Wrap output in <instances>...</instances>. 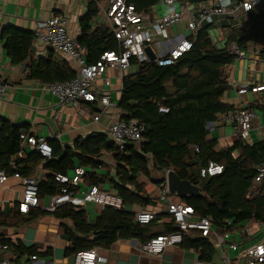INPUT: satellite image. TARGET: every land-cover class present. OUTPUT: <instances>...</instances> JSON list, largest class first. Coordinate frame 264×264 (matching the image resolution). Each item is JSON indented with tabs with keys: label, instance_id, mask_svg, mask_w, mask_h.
<instances>
[{
	"label": "trees",
	"instance_id": "obj_1",
	"mask_svg": "<svg viewBox=\"0 0 264 264\" xmlns=\"http://www.w3.org/2000/svg\"><path fill=\"white\" fill-rule=\"evenodd\" d=\"M126 1L137 12L146 14L161 3V0ZM181 1L199 5L207 0ZM98 2L93 1L87 6V12L79 22L80 35L76 38L85 52L87 64H94L104 53L118 52V43L111 31L95 26L99 19ZM245 25L243 28L231 27L224 46L217 48L210 39L208 27L202 24L194 35L187 37L192 43L191 50L173 66L159 68L153 63H145L135 73L122 78L117 108L120 119L134 120L144 127L143 141L138 146L130 144L117 148L107 142L104 134L77 138L71 147L65 148L55 140H46L52 154L45 160L36 151L29 152L20 147L21 135L28 134L27 126L14 125L0 117V171L9 177L18 174L20 178H32L37 167L42 165L47 175L39 180V199L59 193L61 186L55 182V175L67 176L68 172L81 167L87 170L82 178L85 186H98L108 181L122 201L120 210L105 208L93 223L88 222L83 209L71 205H63L51 213L55 219L71 223V227L63 226L64 237L69 242L66 256L92 249L107 250L117 241L136 240L143 245L154 237L175 231L166 214L156 215L152 222L142 225L135 220L134 213L124 209L153 205L144 187L137 182L138 176L152 180L151 169L171 171L179 180L198 188L197 197L180 198V202L191 207L195 216L210 217L213 228L221 232H230L249 221H264V182L254 197H248L254 169L264 163V138L252 144L238 138L230 147L221 149L217 148L215 140L207 138L206 130L208 123L235 108L223 101L229 90L222 77L223 69L235 61V55L230 52L231 45H236L242 52L264 46V0L247 16ZM0 41H4L5 55L12 65H25L28 80L49 84L75 78L73 68L54 50H48L45 58H36L32 32L14 26L0 27ZM248 108L264 114L263 106L251 104ZM190 148L198 150L191 160ZM21 152L22 157H18ZM103 154L111 157L113 174L107 169L103 176L90 173L105 167L96 161ZM209 163L221 166L222 173L201 178V169ZM69 189L74 194L78 191L77 187ZM46 214L39 209L21 214L17 205L9 213L0 212V226L22 225ZM191 236L193 238L183 239L181 248L200 251V261L209 264L215 254L214 248L198 233ZM0 246L8 247L17 256L16 264L24 255L37 258L49 254L1 238Z\"/></svg>",
	"mask_w": 264,
	"mask_h": 264
},
{
	"label": "crops",
	"instance_id": "obj_2",
	"mask_svg": "<svg viewBox=\"0 0 264 264\" xmlns=\"http://www.w3.org/2000/svg\"><path fill=\"white\" fill-rule=\"evenodd\" d=\"M93 1H99L98 5L103 3L102 0H0V27L14 26L34 33L35 22L38 20L47 19L52 15H61L67 21L68 34L76 40L80 35L79 22L86 14L87 6ZM245 1L250 0H207L199 5L179 3L171 8H166L159 4L153 7L149 14L161 15L169 11L184 10L189 11L191 14L194 10L211 4L231 9ZM236 16V19L212 16L203 23V26L208 27L210 39L217 48L224 46L231 27L243 28L244 24H246L247 14L238 11ZM98 21L96 22V27L99 25L105 27L102 24H98ZM106 28L109 29L108 27ZM189 35L190 31L186 29V20H184L182 25L171 27L163 33L156 42L166 41L169 44L182 37L187 38ZM3 46L4 41H0V81L7 85L6 94L0 100L1 118L14 125L27 126L30 136L45 140H55L62 148L71 147L75 139L86 138L91 134H104L107 137L108 126L115 118L121 116L117 104L120 99L122 78L136 72L137 69L134 65H131L123 73L110 69L106 71L104 77L110 81V85L108 87H100V89L109 96L113 106L107 110L98 122H94L93 115L97 111L95 103L79 102L78 107L75 109L70 105L60 106L54 96L41 90L40 84L27 79L24 64L12 65L10 63V60L5 55ZM33 46L36 51V58H45L48 50H53L49 46H43L37 42H34ZM261 48H264V46L247 50L255 52L254 54L245 51L244 58L234 61L223 69L222 77L229 86V90L223 96L224 103L237 107L238 101L241 100L236 97L238 87L243 85H264V50ZM62 58L68 62L63 56ZM243 100V103L246 102L245 106L247 107L251 104L264 107V93L249 95ZM251 111L255 113L256 119L253 123L249 144L264 138V114L257 110ZM225 116L219 117L217 121L206 125L207 138L215 140L217 148L221 149L230 147L238 139L235 125L225 124L222 121ZM107 142H110L108 137ZM24 150L33 152L30 147L26 146ZM194 154L193 148H190V160L193 159ZM18 157H22V152ZM96 161L104 164L105 167L99 168L94 172L90 171V173L103 176L107 169L113 174L114 164L109 155L103 154ZM83 170L86 173L87 170L85 168ZM167 172L151 169L150 177L152 180L138 176L137 182L144 187V191L152 200L153 205L145 208L136 205L127 206L124 208L125 211H130L135 215L141 211L153 213L154 216L166 214L168 201H180L177 196L168 195L164 198L162 195V188L166 184ZM46 175L47 171L43 170L42 165H39L32 178H35L39 183V180ZM67 176L72 177L73 171L68 172ZM155 182L160 184L157 185ZM93 187L115 193L108 181ZM77 188L78 191L75 194L80 196L82 192L92 187L85 186L81 180ZM21 198L22 185L20 181L13 176H8L6 182L0 186V212L9 213L16 209ZM47 198L41 199L44 204L47 203ZM81 209L86 212L89 223H93L102 212L100 207L92 204H87ZM50 214L48 213L22 225L0 226L1 239L9 240L12 244L19 242L25 248H33L39 253H49L47 256L37 257L35 260L24 255L19 259V264H73V256L65 255L66 249L69 248V242L65 239L63 230V226L71 227V223L68 220L55 219ZM213 229L216 237L211 242L207 241L214 248L215 254L209 264H245L246 251L249 248L255 245L264 246V221H249L232 228L230 232H221L216 228ZM186 238H193V236ZM216 244H219L220 247H216ZM141 246L142 244L136 240L117 241L110 249L97 250V254L103 259V262H97L96 264H205L200 261V251L193 249H183L181 246H175L166 249L160 255L148 256L141 252ZM5 257H8V253L1 250L0 246V260Z\"/></svg>",
	"mask_w": 264,
	"mask_h": 264
},
{
	"label": "built area",
	"instance_id": "obj_3",
	"mask_svg": "<svg viewBox=\"0 0 264 264\" xmlns=\"http://www.w3.org/2000/svg\"><path fill=\"white\" fill-rule=\"evenodd\" d=\"M102 1L103 3L98 5L100 13L98 24L110 29L118 43V52L104 53L94 64L85 62L84 50L68 34L65 17L52 15L47 19H40L35 22L33 33L34 42L49 46L61 54L67 59L76 74L73 80L65 83L40 84L41 90L54 96L60 106L70 105L75 109L79 102L95 103L97 111L93 115L94 122H98L113 106L109 96L100 89V87L110 85V81L104 77L107 70H117L123 73L130 68L131 61L134 62L133 65L137 70L140 65L145 63H153L159 68L173 66L183 54L191 50L192 43L185 37L169 44L166 41L156 42L158 37L171 27L182 25L186 20V29L190 31V35H194L209 17L222 16L236 19L238 11L249 15L253 13L254 8L260 6L262 0L241 2L231 9L211 4L200 7L191 14L184 10L169 11L161 15L137 12L135 7L127 3L126 0ZM179 3L182 1L161 0L160 4L166 8H171ZM150 43H154V48L149 45ZM146 47L151 50L154 56L152 62L149 61L145 52ZM230 52L235 55V61L245 57V52L239 51L234 44L231 45ZM6 90L7 85L0 81V100L5 96ZM261 93H264V85L238 87L236 97L241 100L238 101V106L234 108L233 112L228 113L222 119L225 124L235 125L237 137L242 141L250 138L256 119L255 113L245 106L246 102L243 103V98ZM160 111L166 112L165 109ZM144 132V127L137 121H124L119 117L115 118L108 126L107 137L117 148L130 144L138 146L143 141ZM21 140V148L30 147L32 151H36L45 160L51 158V148L45 139L23 134ZM193 150L194 153L198 151L196 148ZM222 171L221 166L209 163L201 169L200 177H213L220 175ZM254 172L248 197H254L264 182V163L256 166ZM84 174L83 168L77 167L73 170L72 177L61 174L55 175L54 180L61 188L57 195L47 198L46 204L38 197V182L35 178H20L18 174H14L13 177L17 178L22 185V198L18 203L19 213L26 214L34 208L53 213L63 205H71L81 209L87 204H92L100 207L102 211L105 208L120 210L123 207L121 199L115 193L106 192L98 187H92L82 192L80 196L70 191V187H77L81 183ZM7 178L5 172L0 171V186L6 182ZM162 195L164 198L170 195L166 184L162 188ZM166 215L172 220L175 231L147 241L141 246L143 254L148 256L160 255L168 248L180 246L183 239L190 237L194 232L210 242L216 237L212 219L195 216L193 209L180 201H168ZM153 219L154 214L150 212L141 211L135 215V220L142 225L149 224ZM216 247H220V245L216 244ZM1 250L7 252L8 257L1 259L0 264H16L17 256L8 247L2 246ZM32 260H35V257H32ZM97 262H103V259L99 257L95 249L80 252L73 256V264H96ZM245 264H264V246L255 245L249 248L246 251Z\"/></svg>",
	"mask_w": 264,
	"mask_h": 264
},
{
	"label": "water",
	"instance_id": "obj_4",
	"mask_svg": "<svg viewBox=\"0 0 264 264\" xmlns=\"http://www.w3.org/2000/svg\"><path fill=\"white\" fill-rule=\"evenodd\" d=\"M145 52L149 58V61L154 60V56L151 50L146 47ZM166 186L170 195L177 196L179 199L186 197H197L199 195L198 188L192 186L188 181H182L177 178V176L169 171L166 174Z\"/></svg>",
	"mask_w": 264,
	"mask_h": 264
},
{
	"label": "rangeland",
	"instance_id": "obj_5",
	"mask_svg": "<svg viewBox=\"0 0 264 264\" xmlns=\"http://www.w3.org/2000/svg\"><path fill=\"white\" fill-rule=\"evenodd\" d=\"M248 15V14H247ZM243 27H246L245 26V24H244V26ZM149 45H151V47H153L154 48V43H150ZM245 142H248V144L250 143V141H249V139L248 140H246Z\"/></svg>",
	"mask_w": 264,
	"mask_h": 264
}]
</instances>
